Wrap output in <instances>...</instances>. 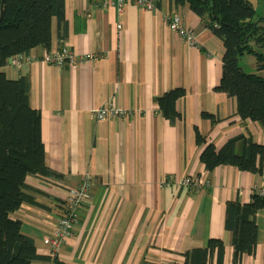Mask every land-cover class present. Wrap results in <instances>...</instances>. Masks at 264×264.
Instances as JSON below:
<instances>
[{"label": "crops", "instance_id": "1", "mask_svg": "<svg viewBox=\"0 0 264 264\" xmlns=\"http://www.w3.org/2000/svg\"><path fill=\"white\" fill-rule=\"evenodd\" d=\"M114 1L65 0L64 24L51 22L50 49L37 47L19 66L2 68L9 80L27 78L29 105L41 115L45 165L60 176H27L24 193L36 205L22 204L11 218L37 254L49 256L44 239L52 235L68 189L88 176L91 200L59 248L61 262L183 264L185 253L218 239L225 245L222 264H234L225 206L250 202L264 182V159L260 174L230 166L207 173L195 130L219 150L239 137L264 145V129L242 120L235 99L215 91L224 48L187 4L163 0L153 12L127 3L118 13ZM174 13L197 36L196 47L167 28L164 17ZM64 47L95 59L63 69L42 61ZM176 88L185 96L175 104L180 119L170 123L155 99ZM107 105L126 114L98 121L93 112ZM243 145H236L237 153ZM189 177L204 178L205 187L181 186ZM255 221V250L238 264H264V209Z\"/></svg>", "mask_w": 264, "mask_h": 264}, {"label": "trees", "instance_id": "2", "mask_svg": "<svg viewBox=\"0 0 264 264\" xmlns=\"http://www.w3.org/2000/svg\"><path fill=\"white\" fill-rule=\"evenodd\" d=\"M162 1L152 0L156 9ZM169 1L175 6L187 4L203 26L221 41L222 75L215 91L235 99L236 112L242 120L255 122L264 129V16H256L249 0ZM64 8L65 0H0V264H65L57 257L37 254L33 240L23 235L20 222L11 218L22 204L36 205L24 193L27 176L55 179L60 176L45 165L41 115L29 105L27 78L9 80L2 72L11 58L24 60L37 47L50 49L51 22L56 19L59 28L64 24ZM244 55L253 57L255 73H246L240 67L238 61ZM184 96L185 91L176 88L155 99L170 123L180 119L175 104ZM203 117L213 121L212 116L203 114ZM241 141L243 149L237 153L236 145ZM195 142L203 147L199 159L207 173L221 166L252 174L262 171L264 145L239 137L216 150L197 130ZM263 209L264 199L256 193L247 204H226L224 227L233 235L234 264L243 255L254 252L255 217ZM224 250L222 240L210 239L206 248L185 253L183 264H208L212 258L216 264H222Z\"/></svg>", "mask_w": 264, "mask_h": 264}, {"label": "built area", "instance_id": "3", "mask_svg": "<svg viewBox=\"0 0 264 264\" xmlns=\"http://www.w3.org/2000/svg\"><path fill=\"white\" fill-rule=\"evenodd\" d=\"M127 3L133 4L145 11H156L152 0H115L111 5L118 13H121ZM167 28L181 38L187 46L194 48L197 46V36L192 29L186 27L180 15L174 13L164 17ZM95 59L94 55L79 56L69 48H62L55 52H46L43 55V62L55 68H76L83 63ZM22 62L21 57L11 58L8 65L15 68ZM126 112L111 105L98 108L93 112V116L98 121H106L125 115ZM183 187H192L200 190L205 187L206 182L202 177H189L180 182ZM91 179L85 177L79 186L69 188L67 197L61 206V215L53 229L52 235L44 239V244L49 248V255L56 257L61 245L66 243L73 235L74 227L79 220V213L91 200ZM256 194L264 199V182L256 188Z\"/></svg>", "mask_w": 264, "mask_h": 264}, {"label": "rangeland", "instance_id": "4", "mask_svg": "<svg viewBox=\"0 0 264 264\" xmlns=\"http://www.w3.org/2000/svg\"><path fill=\"white\" fill-rule=\"evenodd\" d=\"M254 6V9L256 11V16H264V0H249ZM239 65L240 67L246 72V73H255V69L253 66L254 59L250 55H244L239 59Z\"/></svg>", "mask_w": 264, "mask_h": 264}]
</instances>
